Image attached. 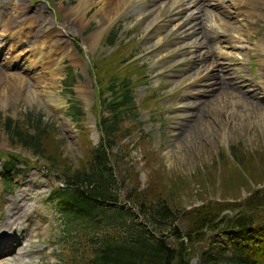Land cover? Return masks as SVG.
I'll return each mask as SVG.
<instances>
[{"label": "rangeland", "instance_id": "1", "mask_svg": "<svg viewBox=\"0 0 264 264\" xmlns=\"http://www.w3.org/2000/svg\"><path fill=\"white\" fill-rule=\"evenodd\" d=\"M79 1L0 0V76L6 73L1 62L9 42L2 38V30L21 23L23 13L34 19V32L55 29L50 40L57 42L63 54L53 94L61 100L58 107L43 97L24 94L32 79L24 71H16L27 77L24 87L13 84L0 94V150L7 149L21 162L7 169L10 174L20 169L13 176L15 187L11 191L0 187V231L12 234L0 244L14 246L0 256V264H58L61 257L57 221L46 199L50 185L60 176L55 179L53 162L8 141L3 118L27 127L28 112L39 115L52 129L42 139L47 150L73 168L81 166L88 146L100 135L97 119L103 111L99 102L110 75L131 79L137 113L136 119L125 121L126 130L118 137V144L128 149L125 159L131 165L126 173L116 170L119 200L129 187L139 185L144 192L170 199L178 209L175 223L183 221L184 228L189 222L187 213L206 208L216 210L217 216L231 217L245 210L243 199L248 190L264 186V120L256 117L264 109V0H248L237 13L228 0H200L199 8L182 3L179 10L171 0H126L123 6L117 3V12L109 20L102 17V4L96 0H87L85 7L78 8L83 13H72ZM107 5L112 7V1ZM145 5L153 9L151 18L140 13ZM205 8V16L195 14L199 25L203 23L198 30L212 33L219 27L213 37L204 40L195 29L199 25L193 26L196 18L188 16L196 10L203 13ZM217 20L221 23L216 24ZM111 30L115 36L109 45L106 40ZM194 38L203 45H196ZM66 66L72 72L70 92L63 85ZM69 98L81 110L79 120L65 112ZM193 100L194 106L188 108ZM196 114L202 116L198 121ZM55 139L59 141L54 147ZM54 167L63 168L61 163ZM21 191L33 194L22 197ZM14 200L17 203L12 207ZM253 217L258 224L263 222L256 213ZM18 230L21 234L15 244ZM211 234L226 239L220 231Z\"/></svg>", "mask_w": 264, "mask_h": 264}, {"label": "trees", "instance_id": "2", "mask_svg": "<svg viewBox=\"0 0 264 264\" xmlns=\"http://www.w3.org/2000/svg\"><path fill=\"white\" fill-rule=\"evenodd\" d=\"M109 33L106 43L112 45L115 33L113 30ZM71 73L66 66L63 85L67 91H71ZM103 87L106 94L99 102L103 114L97 119L100 135L95 144L88 146L82 165L76 168L57 159L59 156L43 145L42 139L52 129L39 115L28 112L24 121L27 127L9 117L2 121L8 141L29 149L33 155L41 154L54 165L62 164V169L56 168L61 174H57L54 165L51 170L60 176L63 185L51 187L47 194L55 198L60 218L56 239L61 245L58 264H189L191 256L196 257L197 264H263L264 186L248 190L243 199L245 210L231 217L217 216L216 210L206 208L187 213L189 222L183 229L175 223L178 209L166 197L132 185L124 199L119 200L121 184L116 170L123 169L126 173L131 165L125 159L128 149L118 144V137L126 130L125 121L136 119L137 113L128 76L110 75ZM68 101L65 112L79 120L78 104L71 98ZM57 141L52 146H58ZM5 153L8 155L2 169L9 170L14 162H20L10 152ZM231 155L236 159V155ZM1 177L7 187L10 184L7 172ZM132 180L136 181L135 176ZM253 213L262 217L263 222L258 224ZM214 231H220L226 239L212 235ZM196 241H200L197 246Z\"/></svg>", "mask_w": 264, "mask_h": 264}, {"label": "bare ground", "instance_id": "3", "mask_svg": "<svg viewBox=\"0 0 264 264\" xmlns=\"http://www.w3.org/2000/svg\"><path fill=\"white\" fill-rule=\"evenodd\" d=\"M86 1L87 0H80L78 6L71 9L72 13L74 11H77L79 13H83V12H80L78 8H80L81 6L85 7L87 5ZM97 1H99L102 4L101 9H100V13H101L102 17L106 20H109L114 14H116L117 3H120V6H123V4L126 3V0H96V2ZM110 1H112V3H113L112 7L107 5V4H109ZM199 1L200 0H171V3L174 4L175 7H179L178 8V10H179L181 8L180 6L182 3H186V4L188 3V4H191L194 8H199L198 7L199 3L197 4V2H199ZM205 2H207V0H205ZM145 3H146V1H145ZM231 3L234 7L235 12H238L239 10H241L246 5V0H231ZM142 4H144V3H142ZM206 4H208V3H206ZM141 6H143V5H141ZM146 6L147 5H145L143 7V9L141 10L140 13H141V15H142V13H144L143 16H147V17L151 18L150 14H152L153 9L151 11L150 7H146ZM201 8H203V7H201ZM119 9H120V7L118 8V10ZM148 9H150V10H148ZM196 12H197V10L195 11V13H192L191 15L188 16V18H193V19L196 18V23L193 26L199 25V20L197 19L198 17H196V16H199V17L205 16V12L199 13L198 15L195 16ZM74 14L77 17H79V15H77L76 13H74ZM22 15H23L22 16L23 21L21 23L16 24V25H7V27H6V29H8V33L4 37V39H5V41H9V42L7 44V48H5V50H4V58H3V61L1 62V64L6 68L5 72L8 74V76H6V73H3V75L0 76V94H2V92L5 88H10L13 84L14 85L20 84L23 86L22 82H23V80L25 81L27 77L24 78L22 76V74L19 75L16 73V71H20V72L24 71V74H27L28 76H30L32 78L29 80V81H31V85H29V86H31V88L27 91L25 88L24 94L26 93L32 97H37V96L43 97L47 100V103H49L51 106H57L58 107L59 102L61 100H58L57 98L53 97V94H54L55 76L57 75L56 69L58 68L57 67L58 62L61 60L63 54H61L62 51H59V47L57 45V42L56 41L52 42V40H50V36L53 34V31L55 29L47 28V29L43 30V32L38 34V33L34 32V27H33V24H34L33 20L34 19H32V17H29L26 13H23ZM143 16H141V17H143ZM147 17H145V19H147ZM217 19H220V17L217 16ZM217 21H219V20H217ZM201 23L202 22H200V25L195 28L197 33L201 29V26H202ZM32 27H33L32 32H34V33L31 32ZM198 27H200L199 30H198ZM217 27H219V26H217ZM217 30H218L217 28H216V30H212V33H215ZM3 31L4 30H2V33H3ZM174 31H177V30H174ZM193 31H195V30L193 29ZM212 33L208 32L207 29H204V30L200 31L199 35H200L201 39H204L205 37H208V36L209 37L214 36V35H212ZM22 40H26L25 44L22 43ZM156 41H158V40H156ZM193 42L196 43V45H203L202 40L198 41V40H195V38H194ZM26 45H27V47H26ZM185 45H187V44H185ZM23 61H24V63H23ZM12 64H14L16 67L14 69L15 71H12V68H10L11 70L7 69V67L11 66ZM26 82H28V81H26ZM219 82H220V84L222 83L221 81H219ZM22 86H21V89L24 87V86L23 87ZM216 87L218 88L219 86L217 85ZM218 89H222L221 86ZM203 101H206V99H204ZM243 101L246 102V104L250 103V102H247V100H243ZM194 104H195V101L193 100L192 102H190V105H187V107L192 108L194 106ZM196 104H197V102H196ZM195 110H197L196 107H195ZM253 110H251V111L249 110V111L252 112ZM198 114H200V113H198ZM198 114L195 115L196 121H198V119L201 116V115L199 116ZM242 114H243V112H242ZM256 117H263V120H264V109L261 110V112L259 111L258 115ZM170 157H171V154L166 156L167 159H169ZM170 163H171V161H170ZM21 193L22 194H20V195H22V197L24 195L29 196V194H33L30 191L29 192L28 191H21ZM12 212H14V211H12ZM0 236H5V229L0 231ZM10 247H11V245H10ZM7 248L8 247H6L4 249H0V250L5 251V250H7Z\"/></svg>", "mask_w": 264, "mask_h": 264}, {"label": "water", "instance_id": "4", "mask_svg": "<svg viewBox=\"0 0 264 264\" xmlns=\"http://www.w3.org/2000/svg\"><path fill=\"white\" fill-rule=\"evenodd\" d=\"M183 223H184L183 221L176 222L177 226H178L180 229H183V227H182V224H183ZM190 264H196V262H195V257L191 258V260H190Z\"/></svg>", "mask_w": 264, "mask_h": 264}]
</instances>
